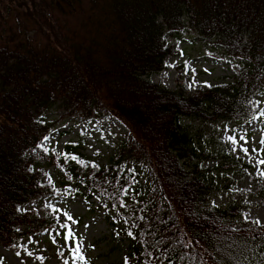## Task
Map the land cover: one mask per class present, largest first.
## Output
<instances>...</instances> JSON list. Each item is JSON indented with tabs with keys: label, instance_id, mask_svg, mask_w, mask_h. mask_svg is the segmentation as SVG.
<instances>
[{
	"label": "trees",
	"instance_id": "16d2710c",
	"mask_svg": "<svg viewBox=\"0 0 264 264\" xmlns=\"http://www.w3.org/2000/svg\"><path fill=\"white\" fill-rule=\"evenodd\" d=\"M188 31L237 59L235 76L194 94L155 83L176 54L167 33ZM259 97L264 0H0V244L20 249L47 229L21 208L66 192L110 209L136 264H264V225L244 221L240 202L212 203L216 172L240 162L203 146L256 117ZM53 109L83 122L115 118L130 135L105 165L78 144L46 148ZM139 165L154 175L145 191ZM52 167L56 189L44 181Z\"/></svg>",
	"mask_w": 264,
	"mask_h": 264
},
{
	"label": "rangeland",
	"instance_id": "374dc122",
	"mask_svg": "<svg viewBox=\"0 0 264 264\" xmlns=\"http://www.w3.org/2000/svg\"><path fill=\"white\" fill-rule=\"evenodd\" d=\"M166 39L169 46H174L176 54L167 59L164 71L152 76L155 83L171 90L181 86L194 94L197 90L208 88L206 85L213 86L235 76L237 59H222L219 52L206 46L196 33L169 32ZM258 107L257 119L241 126L230 123L225 128L220 138L221 145L217 143V134L211 138L206 136L203 146L208 149L222 148L240 162V170L216 172L220 190L212 197L213 205L223 208L232 202H240L246 206L244 219L245 216L248 222L258 219L264 225V202L258 198L259 190L264 186V175L260 174L264 171V165L254 167L257 159H264V155H261L264 144H260V140L264 139V116H260V112L264 111L263 97H259ZM64 114L62 109H53L49 113V122L57 123L43 142L44 147L62 151L70 143L78 144L90 161L105 165L130 135L128 129L115 118L83 122L80 118H65ZM229 135L247 137L249 143L245 146L249 148L250 157H245L238 148L233 151L234 145L228 140ZM240 143L243 144V141ZM252 148H257L258 152L252 153ZM216 163L212 159L207 160L205 167L213 168ZM137 171L141 173L138 188L145 191L153 185L154 175L145 165H139ZM59 177V171L52 167L47 169L44 181L56 189ZM21 209L49 220L50 226L25 237L20 249H6L0 244V264H64L65 260L69 264H136L130 254L131 235L97 198L65 192L55 198L32 201ZM64 213L73 219L68 220ZM244 221L239 228L245 227ZM68 228L74 233L72 240L64 239ZM76 244L84 260L75 259L70 251Z\"/></svg>",
	"mask_w": 264,
	"mask_h": 264
},
{
	"label": "snow or ice",
	"instance_id": "6c2138e0",
	"mask_svg": "<svg viewBox=\"0 0 264 264\" xmlns=\"http://www.w3.org/2000/svg\"><path fill=\"white\" fill-rule=\"evenodd\" d=\"M170 66H172V65H170ZM193 71H195V70L193 69ZM205 71L207 72L208 70L205 69ZM206 86L211 87V85H206ZM190 87H191V85H190ZM256 103L259 104V101H257ZM260 116H264V111L260 112ZM253 119H257V117H253ZM226 130H228V129H226ZM228 140L231 142L232 145H234L233 151H236L238 148L239 151L242 152L245 157H250L251 153L249 152V148L245 146L249 143L246 136H240L239 138H237L236 136L229 135ZM240 141H243V144H241ZM260 144H264V139L260 140ZM251 152L252 153L258 152V149L252 148ZM261 155H264V152H262ZM73 159H76V157H73ZM249 162L252 163L251 160H249ZM256 165H264V159H257L255 164H254V167ZM93 167H96V165H93ZM260 174L264 175V171H261ZM53 210L56 211L55 208ZM64 215L67 217L68 220L73 219V217L68 215L67 213H64ZM245 221L248 222L247 216H245ZM252 222L257 224V225L260 224V221L258 219L254 220ZM65 227L67 228V226H65ZM73 238H74V233L71 230V228H68L64 239L65 240H72ZM70 251L73 253L75 259H78V260H84L85 259L82 255H80V249H79L78 244H76V246L74 248L70 249ZM28 254L31 255V253H28ZM17 255H19V253H17ZM40 259H43V258H40ZM64 264H69V262L67 260H65Z\"/></svg>",
	"mask_w": 264,
	"mask_h": 264
}]
</instances>
